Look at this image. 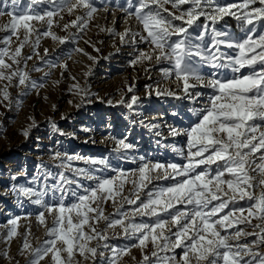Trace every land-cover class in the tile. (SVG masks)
Here are the masks:
<instances>
[{"label": "snow or ice", "instance_id": "obj_1", "mask_svg": "<svg viewBox=\"0 0 264 264\" xmlns=\"http://www.w3.org/2000/svg\"><path fill=\"white\" fill-rule=\"evenodd\" d=\"M77 9L83 14L64 24L62 29L75 28L76 33L59 37L52 32L56 17L63 19L61 13L71 15ZM98 11L115 15L105 0L99 4L97 0H26L24 3L0 0V17L9 18L0 25V32L7 33L0 37V43L5 45L0 49V104L11 107L13 103H22L12 99L11 87H23L24 96L32 89L38 91L44 87V83L32 81L20 67L23 62L26 68L27 61L33 59L32 55L23 54L30 37L36 36L32 42L34 52L41 35L60 44L82 38L79 33L88 28ZM119 11L126 19L134 18L142 30L133 32L126 28L117 33L114 28H100V31L118 36L122 45H147V50H138L131 66L147 61L144 71L150 74L153 62L167 64L160 71L165 79L177 85L178 90L146 85V95L172 97L196 105L203 103V107L189 109L196 118L189 128L168 126V135L186 138L185 148L172 149L185 162L162 163L140 156L138 167L127 171L113 168L107 158L56 153L53 159L59 160L57 167L64 169L58 173L56 183L39 191L33 187L15 189L18 195L42 209L36 213V220L46 228L48 237L42 245L33 248L28 241L31 229H27L20 255L28 253L31 257L28 264H41L46 258L50 264L85 261L121 264L132 248H139L142 259L138 264H264V0H240L238 4H221L217 0H125ZM228 16L240 22L242 35L234 37L217 27ZM33 22L45 24L46 30L40 32ZM13 37L18 42L14 49ZM84 42L94 51H100L96 43ZM44 51L47 56L48 50ZM76 51L96 62L97 58L83 49ZM55 66L49 64L50 68ZM59 67L68 70L66 64ZM245 69L249 71L245 73ZM90 74L89 68L85 75ZM134 89L135 84L127 86V92L132 93L127 101L122 96L115 103L112 100L107 103L133 111L140 103ZM70 92L80 97L77 108L90 95V90L78 82L70 86ZM141 124L149 130L160 127L143 121ZM52 127L56 129L55 124ZM23 135L28 137L29 131L25 130ZM60 135L77 138L75 133L60 132ZM112 139L116 143L113 151L119 159L127 160L135 145L126 142L127 136ZM89 142L96 143L91 137L84 141ZM74 161H81L87 167H73ZM45 169L44 164L37 165L47 180L51 173ZM106 170L115 175H97ZM65 172H71L73 178L69 179ZM16 179L14 175L12 180ZM84 180L94 184L85 185ZM169 180L174 183L163 187L157 183ZM126 183L132 185L127 195L124 194ZM5 190L11 192L13 188L5 185ZM69 198L75 199L66 203ZM109 201L115 212L105 215L104 205ZM137 217L141 218L139 222ZM145 217L148 219L144 220ZM18 220L9 221L11 228L4 237L6 241L19 235ZM112 239L130 243L118 248L109 243ZM4 256L11 259L7 252Z\"/></svg>", "mask_w": 264, "mask_h": 264}, {"label": "rangeland", "instance_id": "obj_2", "mask_svg": "<svg viewBox=\"0 0 264 264\" xmlns=\"http://www.w3.org/2000/svg\"><path fill=\"white\" fill-rule=\"evenodd\" d=\"M24 2L26 0H22V3ZM105 2L108 3L115 15L98 11L93 20L89 22L88 28L79 33V37L82 38L60 44L53 41L51 37L41 35L39 47L35 49V52L39 53L37 56L32 46L36 36L30 37L29 43L23 49V54L32 55L33 59L27 61L26 68L23 62L20 67L27 71L32 81L44 83V87L38 91L32 89L26 96L22 95L23 87H11L9 92L12 99L14 101L19 99L22 103L19 105L13 103L11 107L0 104V264H28V260L31 259L28 253L20 255L24 233L27 229H31L28 241L33 248L39 247L48 239L46 228L39 225L36 220V213L42 209L31 203L28 198L18 195L15 189L33 187L39 191L45 185L56 183L59 179L58 173L64 171V169L57 167L60 161L53 159L56 153L107 158L113 168H121L127 171L138 167L140 156L149 161L162 163L182 164L185 162L178 152H174L172 149L173 147L176 149L185 148L186 138L168 135V126L171 125L180 129L189 128L196 119L189 112V109L198 106L203 107V103L196 105L190 101L177 100L172 97L158 98L155 94L149 98L146 95L148 90L144 86L136 82H129V76L133 73H145L144 68L148 66L149 62L145 61L143 64L135 66H131L130 62L138 55L139 49L147 50L148 46L145 44H139L135 47L122 45L118 36L100 31V28H114L117 33H122L126 28H131L133 32L142 30L134 18L126 19L124 13L119 11V5L123 4L125 0H105ZM217 2L238 4L240 0H217ZM97 3L99 4L100 0H97ZM168 7L170 8V6ZM82 14L83 11L80 9L71 15L67 12L61 13L64 18H55L52 32L59 37L76 33L77 29L71 27L67 31L62 30L63 25L70 23L77 15ZM8 19L7 16L0 17V25L6 23ZM33 24L40 32L46 30L45 24L36 22ZM57 24L59 26H56ZM217 27L228 31L234 37L243 34L240 22L231 16L225 17L223 21L217 24ZM5 35L7 33L0 32V37ZM13 41L12 48L14 49L18 42H16L15 37H13ZM84 41L96 43V47L100 51H94ZM98 41H102V43H97ZM4 47L5 45L0 43V49ZM77 48L96 57V62L94 63L88 56L76 51ZM118 48L119 51H117ZM45 49L48 50L47 56H45ZM44 61H48V63ZM8 62L11 63V61ZM49 64L57 66L50 68ZM61 64H66L68 70L64 71L59 67ZM161 67H168V65L152 63L150 74L154 72V75H159V80H161V82L156 81L155 85L178 90L176 83L164 78L160 71ZM36 68L40 70H34ZM89 68L91 74L86 76L85 73L88 72ZM205 71L209 70L206 69ZM244 71L247 73L249 70L245 69ZM45 73H49V75L45 76ZM231 75L229 73V76ZM72 77H75V80ZM77 82L82 88L87 87L90 90L88 97L90 102H84L79 108L76 105L81 103L80 97L70 92V86ZM15 83L14 80L13 84ZM131 84H135V95L140 98L139 105L134 106L133 111H129L123 105L114 107L107 103L108 100L115 103L122 96L127 101L132 95V93L127 92V86ZM101 100L104 102L102 103ZM70 101L71 103H69ZM167 103L169 104L167 105ZM173 113H177V115H173ZM62 117L64 118L62 119ZM141 121L144 124H159L160 127L149 130L141 124ZM53 124L59 131L52 127ZM83 129H90L91 131L85 132ZM25 130L29 131L28 137L23 135ZM60 132L75 133L77 138L72 139L67 135H60ZM156 132L161 133V135L157 136ZM106 136L109 138L106 139ZM125 136H127L126 142L135 145L134 149L129 151L127 160L119 159L117 153L113 151L116 143L112 137L122 139ZM89 137L94 139L96 143H84ZM111 140L113 141L111 142ZM133 157L136 158L135 162H133ZM39 164H44L46 166L45 171L51 173L47 180L37 170ZM73 167H87V165L81 161H74ZM214 167L215 165H213ZM14 175L17 176L16 180H12ZM65 175L69 179L73 178L71 172H65ZM97 175L110 177L114 176L115 173L106 170L97 173ZM82 182L85 185L94 184V182L86 180ZM157 183L163 187L174 183V181H159ZM5 185L13 188V191H6ZM131 187L130 183H126L125 195L128 194ZM76 191L82 192V189H76ZM141 195L143 197V194ZM45 199L48 200L50 197H45ZM74 199L69 198L66 203H70ZM241 203L245 202L242 201ZM125 207L131 208L132 206L125 205ZM104 212L105 215L115 212L111 201L104 205ZM14 218H19L17 229L19 235L11 241H6L4 237L8 229L11 228L9 221ZM136 219L139 222L141 218L137 217ZM143 219L147 220L148 218ZM48 225L51 226L50 217L48 218ZM100 226L103 227V223ZM241 227L251 231L245 225H241ZM95 243L93 241L92 246H95ZM109 243L114 247L124 248L130 241L112 239ZM57 246L59 247L60 244L58 243ZM150 250L151 246H149ZM180 251V249H176V253H180ZM5 252L11 259L4 256ZM106 254L110 255V253ZM132 257L136 259H132ZM141 259L140 249L132 248L129 255L122 258L121 264H138ZM41 264H50V261L46 258L41 261ZM83 264H90V262L85 261Z\"/></svg>", "mask_w": 264, "mask_h": 264}, {"label": "bare ground", "instance_id": "obj_3", "mask_svg": "<svg viewBox=\"0 0 264 264\" xmlns=\"http://www.w3.org/2000/svg\"><path fill=\"white\" fill-rule=\"evenodd\" d=\"M159 79H160V76L156 75V74L154 75V72L151 73V74H148V75L146 73H144V72H142V73H133L131 76H129V82H132V83L136 82L137 84L144 86V88H146V85H152L154 88L157 87L158 85H155V84H156V81H160L161 82V80H159ZM168 104L169 103H167V105ZM112 141L113 140H111V142Z\"/></svg>", "mask_w": 264, "mask_h": 264}]
</instances>
